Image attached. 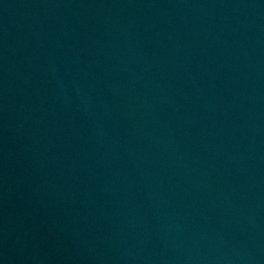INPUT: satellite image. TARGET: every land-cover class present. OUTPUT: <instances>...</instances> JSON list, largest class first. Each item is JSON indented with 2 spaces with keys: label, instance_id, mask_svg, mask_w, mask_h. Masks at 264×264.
Wrapping results in <instances>:
<instances>
[{
  "label": "water",
  "instance_id": "1",
  "mask_svg": "<svg viewBox=\"0 0 264 264\" xmlns=\"http://www.w3.org/2000/svg\"><path fill=\"white\" fill-rule=\"evenodd\" d=\"M0 264H264V0H0Z\"/></svg>",
  "mask_w": 264,
  "mask_h": 264
}]
</instances>
